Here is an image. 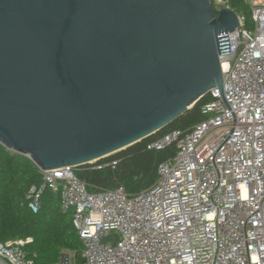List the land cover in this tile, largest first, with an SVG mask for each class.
Segmentation results:
<instances>
[{
	"label": "water",
	"instance_id": "obj_1",
	"mask_svg": "<svg viewBox=\"0 0 264 264\" xmlns=\"http://www.w3.org/2000/svg\"><path fill=\"white\" fill-rule=\"evenodd\" d=\"M212 1L0 0V145L42 172L79 167L222 95L239 18Z\"/></svg>",
	"mask_w": 264,
	"mask_h": 264
},
{
	"label": "built area",
	"instance_id": "obj_2",
	"mask_svg": "<svg viewBox=\"0 0 264 264\" xmlns=\"http://www.w3.org/2000/svg\"><path fill=\"white\" fill-rule=\"evenodd\" d=\"M218 1L217 11L228 8ZM243 2L252 27L238 16L227 34L222 95L210 91L207 119L188 132L149 143L148 150L175 148L151 187L134 196L122 187L90 193L77 167L39 171L40 183L25 196L28 210L38 213L44 191L58 192L82 244L79 263L59 264H264V0ZM102 160L87 165H116ZM114 235L115 244L103 241ZM29 242L0 244V264H33Z\"/></svg>",
	"mask_w": 264,
	"mask_h": 264
},
{
	"label": "trees",
	"instance_id": "obj_3",
	"mask_svg": "<svg viewBox=\"0 0 264 264\" xmlns=\"http://www.w3.org/2000/svg\"><path fill=\"white\" fill-rule=\"evenodd\" d=\"M234 11L246 28H251L250 9L243 0H222ZM212 9L217 10L212 1ZM212 101L210 93L204 95L191 109L154 135L111 155L98 164L115 162L101 170L96 165L76 168L75 176L84 182L90 193L122 187L128 196H134L151 187L157 179L158 165L173 157V145L162 150H148L152 141L172 131L188 132L194 125L207 119L202 108ZM41 174L25 156L7 151L0 145V244L7 241H26L24 246L33 264H59L66 253L73 254L71 261H81L82 244L72 226L73 211L60 210L58 192L46 190L40 199L38 213L32 214L26 205L28 189L38 185Z\"/></svg>",
	"mask_w": 264,
	"mask_h": 264
},
{
	"label": "rangeland",
	"instance_id": "obj_4",
	"mask_svg": "<svg viewBox=\"0 0 264 264\" xmlns=\"http://www.w3.org/2000/svg\"><path fill=\"white\" fill-rule=\"evenodd\" d=\"M214 3H215V4H219V1L216 0V1H214ZM63 258H67V259H69V260H72V259H73V254L66 253V255H65ZM63 258H62V259H63Z\"/></svg>",
	"mask_w": 264,
	"mask_h": 264
},
{
	"label": "bare ground",
	"instance_id": "obj_5",
	"mask_svg": "<svg viewBox=\"0 0 264 264\" xmlns=\"http://www.w3.org/2000/svg\"><path fill=\"white\" fill-rule=\"evenodd\" d=\"M225 67H226V65L225 64H222L221 65V70L224 71Z\"/></svg>",
	"mask_w": 264,
	"mask_h": 264
}]
</instances>
